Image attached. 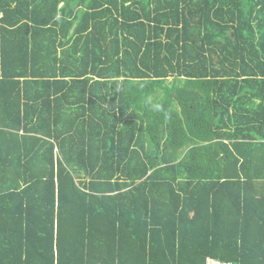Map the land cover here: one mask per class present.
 I'll list each match as a JSON object with an SVG mask.
<instances>
[{"label": "trees", "instance_id": "16d2710c", "mask_svg": "<svg viewBox=\"0 0 264 264\" xmlns=\"http://www.w3.org/2000/svg\"><path fill=\"white\" fill-rule=\"evenodd\" d=\"M264 264V0H0V264Z\"/></svg>", "mask_w": 264, "mask_h": 264}, {"label": "built area", "instance_id": "2783aa9c", "mask_svg": "<svg viewBox=\"0 0 264 264\" xmlns=\"http://www.w3.org/2000/svg\"><path fill=\"white\" fill-rule=\"evenodd\" d=\"M207 264H235V263H225V262H221L215 259L208 258Z\"/></svg>", "mask_w": 264, "mask_h": 264}]
</instances>
